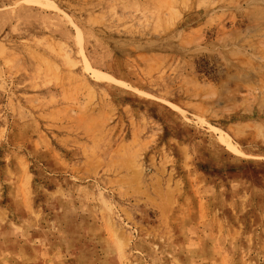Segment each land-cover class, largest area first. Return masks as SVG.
Here are the masks:
<instances>
[{"label": "rangeland", "instance_id": "1", "mask_svg": "<svg viewBox=\"0 0 264 264\" xmlns=\"http://www.w3.org/2000/svg\"><path fill=\"white\" fill-rule=\"evenodd\" d=\"M0 264H264V0H0Z\"/></svg>", "mask_w": 264, "mask_h": 264}, {"label": "bare ground", "instance_id": "2", "mask_svg": "<svg viewBox=\"0 0 264 264\" xmlns=\"http://www.w3.org/2000/svg\"><path fill=\"white\" fill-rule=\"evenodd\" d=\"M83 63H85V65H86V67L87 68H89V69H92L90 66H89V63H88V61L84 58V62ZM93 70V73L95 74V73H99L100 71H96V70H94V69H92ZM103 74V73H102ZM100 75H101V73H100ZM103 75H105V74H103Z\"/></svg>", "mask_w": 264, "mask_h": 264}]
</instances>
